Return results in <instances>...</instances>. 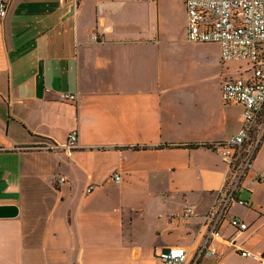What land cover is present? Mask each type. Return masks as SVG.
Masks as SVG:
<instances>
[{
    "label": "crops",
    "instance_id": "0c3cea01",
    "mask_svg": "<svg viewBox=\"0 0 264 264\" xmlns=\"http://www.w3.org/2000/svg\"><path fill=\"white\" fill-rule=\"evenodd\" d=\"M6 2L0 264H160L159 251L180 245L192 256L204 239L215 254L192 264H264V142L237 191L246 203L225 214L246 228L224 218L213 239L204 215L227 166L210 146L166 145L221 142L241 123V105L221 99L237 69L212 66V111L195 96L203 78L187 64L183 0Z\"/></svg>",
    "mask_w": 264,
    "mask_h": 264
},
{
    "label": "built area",
    "instance_id": "2783aa9c",
    "mask_svg": "<svg viewBox=\"0 0 264 264\" xmlns=\"http://www.w3.org/2000/svg\"><path fill=\"white\" fill-rule=\"evenodd\" d=\"M186 13V38L191 42H218L221 57L245 59L252 66V73H242L227 78L221 85V99L225 104H239L242 107L241 123L238 130L221 142L211 144L227 166L226 177L215 202L204 215L208 238L218 237L219 224L226 218L230 203L242 200L237 191L249 167L251 158L264 142V0H183ZM6 0H0V16L6 12ZM94 38L95 35L93 34ZM65 99L75 100V94H64ZM77 142V132L68 133L65 146L71 149ZM118 181L119 173L113 174ZM264 180V175L259 177ZM63 182L64 176H58ZM89 186L87 190H90ZM192 214V207L185 206L177 214L179 220H186ZM227 222L237 228H246V223L238 215L227 217ZM242 255L263 261V258L248 250ZM212 256L215 248L204 239L189 256L186 248L170 246L157 253L160 264H192L202 255Z\"/></svg>",
    "mask_w": 264,
    "mask_h": 264
},
{
    "label": "rangeland",
    "instance_id": "374dc122",
    "mask_svg": "<svg viewBox=\"0 0 264 264\" xmlns=\"http://www.w3.org/2000/svg\"><path fill=\"white\" fill-rule=\"evenodd\" d=\"M187 54V64L189 66H198L194 68V72L203 78L200 92L195 93V96L203 97L207 103L215 101L217 97L214 91L216 79H214L213 73L215 72V68L212 66H224V68L225 66H229L232 70L234 68L237 69L238 75L242 73L243 76L252 73V66L245 59L223 60L221 57V46L218 42H193L187 48ZM210 102L205 108L212 111Z\"/></svg>",
    "mask_w": 264,
    "mask_h": 264
},
{
    "label": "trees",
    "instance_id": "16d2710c",
    "mask_svg": "<svg viewBox=\"0 0 264 264\" xmlns=\"http://www.w3.org/2000/svg\"><path fill=\"white\" fill-rule=\"evenodd\" d=\"M167 146H183V147H188V148H195L199 146H207L211 147V144L208 143H197V142H185V143H177V144H166ZM137 146H135L136 148Z\"/></svg>",
    "mask_w": 264,
    "mask_h": 264
}]
</instances>
